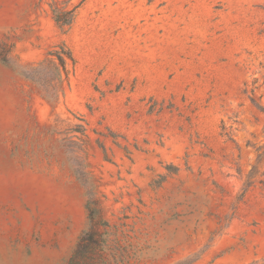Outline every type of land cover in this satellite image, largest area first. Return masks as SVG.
Wrapping results in <instances>:
<instances>
[{
  "label": "rangeland",
  "instance_id": "374dc122",
  "mask_svg": "<svg viewBox=\"0 0 264 264\" xmlns=\"http://www.w3.org/2000/svg\"><path fill=\"white\" fill-rule=\"evenodd\" d=\"M252 100L264 0H0V264H264Z\"/></svg>",
  "mask_w": 264,
  "mask_h": 264
},
{
  "label": "trees",
  "instance_id": "16d2710c",
  "mask_svg": "<svg viewBox=\"0 0 264 264\" xmlns=\"http://www.w3.org/2000/svg\"><path fill=\"white\" fill-rule=\"evenodd\" d=\"M69 57L71 58V55ZM59 59L64 64L63 58L59 56ZM252 102L260 111L264 112V109L258 106L254 100H252ZM222 130L227 139L232 141L233 139L229 129L223 126ZM255 150L256 161L252 166L251 171L246 176L245 188L242 196H244L245 193L257 182L259 177H264V144L259 145ZM259 183L264 185V179L259 181ZM89 219L90 225L80 236L67 264H109L106 253V233L100 231L99 225L96 223L94 211H90Z\"/></svg>",
  "mask_w": 264,
  "mask_h": 264
}]
</instances>
